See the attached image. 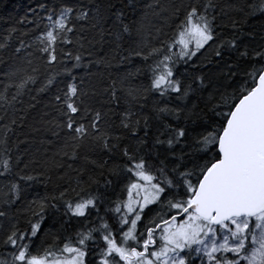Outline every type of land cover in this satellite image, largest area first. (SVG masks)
Returning <instances> with one entry per match:
<instances>
[{
	"label": "snow or ice",
	"instance_id": "obj_1",
	"mask_svg": "<svg viewBox=\"0 0 264 264\" xmlns=\"http://www.w3.org/2000/svg\"><path fill=\"white\" fill-rule=\"evenodd\" d=\"M237 11L245 19H264V0ZM29 12L33 19L26 13L0 33V176L32 181L25 170L38 163L47 181L64 180L70 171L79 177L87 165L104 168L107 160L89 159L102 154L123 161L108 173L124 183L104 215L100 195L73 198L70 182L58 195L30 201L35 223L29 219L21 229L9 220L0 229L7 252L0 264H264V45L241 50L235 35L240 22L219 0H53ZM218 16L228 17L231 39L218 40ZM26 24L32 28L20 27ZM205 45L217 62L234 51L248 64L235 85L217 89L207 113L188 105L204 79L195 76L193 88L177 74L178 65ZM136 58L146 67L147 85L129 83L141 72L137 67L96 91L93 66H122ZM225 66L226 80L240 70ZM53 88L40 127L33 128L48 137L40 141L43 159L13 158L11 134L39 103L37 96ZM22 191L10 182L4 204L10 207ZM52 201L70 219L93 212L96 219L73 236L53 235L37 244L45 208H57ZM0 218L9 219L8 208L0 209Z\"/></svg>",
	"mask_w": 264,
	"mask_h": 264
},
{
	"label": "trees",
	"instance_id": "obj_2",
	"mask_svg": "<svg viewBox=\"0 0 264 264\" xmlns=\"http://www.w3.org/2000/svg\"><path fill=\"white\" fill-rule=\"evenodd\" d=\"M66 2L71 4L74 0H66ZM171 2H179V0H161V3L165 4ZM184 2H187V0H184ZM247 2H251V0H219V3L225 7L228 17L240 22L242 30L239 33H235V35H238L240 38L242 45L241 50L247 48L251 53L254 48L264 45V19H261L258 16H249L246 19L242 17L237 9L244 6ZM40 3L51 5L53 0H0V33L15 26L16 20L23 17L26 13H28V19H33L32 14L29 12V8H36ZM228 5H232L233 7L229 8ZM41 15H43V13H41ZM228 17H217V22L220 25L216 29L218 40L231 39L234 34L230 27ZM20 27L32 28V25L26 24L20 25ZM107 47L108 46L105 45L103 50L106 51ZM201 53H204V55H201ZM201 53H197V56L193 57L188 64L180 63L177 67V74L184 83L191 84L193 88L196 87V84L193 83L195 76H201L204 79L205 87L191 95L188 105L191 107V104L194 102L197 105L198 110H203L207 113L208 109L214 102L211 98L215 96L217 89H222L228 85H235L238 80L243 78V70L248 67V64L234 51H226L223 61L220 62H217V58L211 54V50L208 49L207 45L201 50ZM100 54L102 55L103 51H100ZM225 63L231 64L234 67L237 65L239 66L240 70L231 80L225 79L224 74L228 71ZM137 67L141 68V72L136 76L130 77L129 83L132 86L140 84L147 85L149 83L148 73L145 65L139 60V58L134 59L131 64L125 63L122 66L114 63L111 68H106L102 64L93 66L91 68L93 73V76L91 77L92 84L97 92L102 93L103 89L111 83L112 79L124 75L127 71L135 72ZM74 73L82 75L84 69H75ZM57 79L60 80L64 78L58 77ZM62 86L63 85H61V87ZM228 90L231 91V87H229ZM53 91H55V88L37 96L39 103H36L34 109L28 110L23 124L16 128L15 132L11 134L9 146L13 158L19 156L23 162H27L33 159V157L38 161L43 159V148L45 145H42L40 141L42 139H47L48 137L42 131H34L33 128L40 127L37 121L39 120L41 111H47L45 105L48 103L49 97L52 95ZM104 98L106 97L102 95L96 97L97 100H102ZM27 99L28 97L26 96L25 100ZM17 107L20 106L17 105ZM113 119H116V117H113ZM166 122L172 123L171 118H167ZM117 123H119L118 120ZM194 134L195 133H193V135ZM177 151H179V146H177ZM0 154H2V150H0ZM89 159L96 160L97 163H100L101 159H104L107 160L108 163L104 168L96 167L95 165H87L84 167V170L80 173L79 177H77L76 172L70 171L64 180H56L53 178V180L47 181L44 176L39 175V173L43 171V168L38 163L30 164L29 168L25 170L26 173L35 177L32 181H19L18 177L15 175L6 174L0 176V209L8 208L9 210V219L0 218V229L6 228L9 224V220H11V222L18 221V227L21 229H27L29 226V219H31L33 223L37 221V217L32 216L31 213L27 211L29 202L39 201L45 196L51 197L58 195L59 191L67 186L69 182L73 187H76V192L71 194L73 198L76 197L77 193L82 197H86L90 193L100 195L103 199V203L99 205V210L100 215H104L105 208L109 206V202L122 195L124 183L122 176L119 179L110 176L108 168L114 163L120 164L123 163V161L119 159L113 161L108 157H102V154H90ZM21 167H23V163H21ZM49 175L52 174L49 173ZM90 177L91 180L89 179ZM77 179L81 182L79 187L76 186ZM105 179L112 180L113 183L111 185H106ZM10 182L20 183L23 191L21 192L20 199L15 201V203L9 207L4 204V199H6L5 193L10 195ZM52 202L57 204V208H45L42 214L44 219L40 221V230L37 233V238H34L37 244L41 241L52 240L53 235L61 238L64 236H73L78 229L85 225H90L96 219L95 212L87 217V219H70L65 216L64 208L59 201ZM45 203H47V201H45ZM2 235L3 231L0 230V236ZM6 255V250L0 246V259H4Z\"/></svg>",
	"mask_w": 264,
	"mask_h": 264
},
{
	"label": "rangeland",
	"instance_id": "obj_3",
	"mask_svg": "<svg viewBox=\"0 0 264 264\" xmlns=\"http://www.w3.org/2000/svg\"><path fill=\"white\" fill-rule=\"evenodd\" d=\"M206 46V45H205ZM201 50H203V49H201Z\"/></svg>",
	"mask_w": 264,
	"mask_h": 264
}]
</instances>
